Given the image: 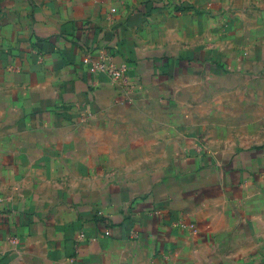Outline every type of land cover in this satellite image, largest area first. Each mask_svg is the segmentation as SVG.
Returning a JSON list of instances; mask_svg holds the SVG:
<instances>
[{"label":"crops","instance_id":"1","mask_svg":"<svg viewBox=\"0 0 264 264\" xmlns=\"http://www.w3.org/2000/svg\"><path fill=\"white\" fill-rule=\"evenodd\" d=\"M0 264H264V0H0Z\"/></svg>","mask_w":264,"mask_h":264},{"label":"built area","instance_id":"2","mask_svg":"<svg viewBox=\"0 0 264 264\" xmlns=\"http://www.w3.org/2000/svg\"><path fill=\"white\" fill-rule=\"evenodd\" d=\"M82 64L87 68L88 72L92 74H103L111 82H117L123 78L126 70V65L115 63L112 56L106 50H100L97 56H95L92 47L84 49ZM105 233L108 234L109 230H106Z\"/></svg>","mask_w":264,"mask_h":264},{"label":"trees","instance_id":"3","mask_svg":"<svg viewBox=\"0 0 264 264\" xmlns=\"http://www.w3.org/2000/svg\"><path fill=\"white\" fill-rule=\"evenodd\" d=\"M184 8H186V6H184V5L176 7V9H184Z\"/></svg>","mask_w":264,"mask_h":264}]
</instances>
